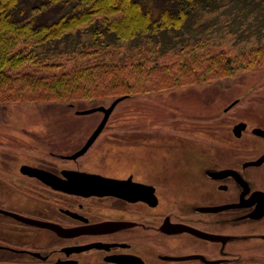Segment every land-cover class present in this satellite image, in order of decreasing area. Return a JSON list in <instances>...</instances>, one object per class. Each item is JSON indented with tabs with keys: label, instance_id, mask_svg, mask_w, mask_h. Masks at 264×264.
Segmentation results:
<instances>
[{
	"label": "flooded vegetation",
	"instance_id": "flooded-vegetation-1",
	"mask_svg": "<svg viewBox=\"0 0 264 264\" xmlns=\"http://www.w3.org/2000/svg\"><path fill=\"white\" fill-rule=\"evenodd\" d=\"M253 113L229 116L231 138L195 146L184 177L146 146L115 155L109 169L90 165L84 158L107 120L77 155L99 122L68 152L22 161L16 172L3 165L0 264H264V107Z\"/></svg>",
	"mask_w": 264,
	"mask_h": 264
},
{
	"label": "rangeland",
	"instance_id": "rangeland-1",
	"mask_svg": "<svg viewBox=\"0 0 264 264\" xmlns=\"http://www.w3.org/2000/svg\"><path fill=\"white\" fill-rule=\"evenodd\" d=\"M46 1L17 0L12 18L36 25L47 24L76 2L67 0L42 6ZM138 1L153 20L163 9L173 11L176 7L175 0ZM88 37L81 27L46 45L55 51L52 52L55 58L61 59ZM263 41L264 0H210L191 10L180 27L120 39L111 51L122 54L130 53L129 49L151 50L153 55L166 61L184 44L188 51L205 55L226 51L231 56ZM166 81L167 78H160L161 83L158 80L151 90L130 91L128 97L118 101L107 119L106 130L84 160L93 165L100 159L109 169V159L115 155H141L146 146L150 157L159 158L158 165L159 161L167 160L169 169L173 170L176 165L175 170H187L183 172L184 177L193 165L195 146H203L212 138L232 137L229 116L254 114L255 109L264 107V60L257 65L234 69L230 75L208 76L202 81H198V76L178 85L166 86ZM98 93L70 100L24 98L0 102V192L7 196L3 165L4 171L16 172L22 161L39 159L49 151L68 152L79 146L100 121L102 113L78 114L76 110L96 104L107 106L111 102L110 92ZM235 97H241L240 103L234 106L232 113L223 114L222 107ZM133 129L143 132L139 139L135 131H130ZM127 145L135 146L134 150ZM120 148L126 150L118 151ZM179 160L182 161L175 163Z\"/></svg>",
	"mask_w": 264,
	"mask_h": 264
},
{
	"label": "trees",
	"instance_id": "trees-1",
	"mask_svg": "<svg viewBox=\"0 0 264 264\" xmlns=\"http://www.w3.org/2000/svg\"><path fill=\"white\" fill-rule=\"evenodd\" d=\"M66 1L47 0L42 6ZM208 1L175 0V10L163 9L153 20L138 0H76L54 21L36 25L12 18L17 0H0V102L70 100L91 92H110L112 101L128 97L130 91L151 90L160 78H167L166 86L178 85L197 76L202 81L230 75L234 69L262 62L264 41L231 56L226 51L212 55L188 51L184 44L166 61L151 50L111 51L120 39L180 27L191 10ZM81 27L88 39L61 59L55 58L46 44Z\"/></svg>",
	"mask_w": 264,
	"mask_h": 264
},
{
	"label": "water",
	"instance_id": "water-1",
	"mask_svg": "<svg viewBox=\"0 0 264 264\" xmlns=\"http://www.w3.org/2000/svg\"><path fill=\"white\" fill-rule=\"evenodd\" d=\"M123 98H124L123 95L115 97L107 106L100 104V105L91 106V107L86 108V109L76 110V113H78V114H85V113H90L93 111H101L103 113V115L99 121V126L97 128H95V130L91 133V135L89 136L86 143L75 153V155L83 152L86 149V147L92 142V140L95 138L96 134L98 133L100 126L106 122V120H107L110 112L112 111L113 107L115 106V104ZM239 125L240 124L236 125L235 128ZM254 131L263 132V130H261V129H257V130L254 129Z\"/></svg>",
	"mask_w": 264,
	"mask_h": 264
}]
</instances>
